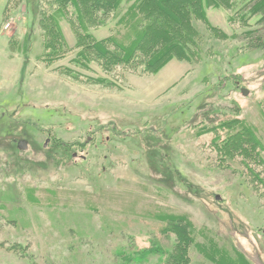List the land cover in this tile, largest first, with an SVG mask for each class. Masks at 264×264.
<instances>
[{"label":"rangeland","instance_id":"obj_1","mask_svg":"<svg viewBox=\"0 0 264 264\" xmlns=\"http://www.w3.org/2000/svg\"><path fill=\"white\" fill-rule=\"evenodd\" d=\"M205 1L190 58L154 73L107 68L91 46L136 40L135 0L108 16L0 0V264H164L168 213L264 264V150H220L225 120L264 140V9ZM149 247L166 252L140 260Z\"/></svg>","mask_w":264,"mask_h":264},{"label":"trees","instance_id":"obj_2","mask_svg":"<svg viewBox=\"0 0 264 264\" xmlns=\"http://www.w3.org/2000/svg\"><path fill=\"white\" fill-rule=\"evenodd\" d=\"M58 6L67 9L74 6L84 14L100 13L106 16L111 15L118 9L123 0H56ZM205 0H135L130 7L131 13L135 14V20L138 26L134 29V34L138 36L130 46L118 44L119 48H112L110 45L114 38L107 37L100 40H92V48L95 50V58L107 68L129 63H142L145 65L144 71L156 72L164 66L173 57L181 60L190 58L192 53V33L188 30H194L191 27L190 20L192 15L204 16ZM254 2L256 10L264 9V0H251ZM195 31V30H194ZM192 37V38H191ZM114 41V40H113ZM116 43V42H115ZM82 51H80L81 53ZM85 54V53H84ZM142 55L146 57L142 61ZM232 120V119H231ZM225 120L221 124L229 127L227 132V141L223 143V148L229 150L234 156L240 154H253V149L249 148L250 143H257V148L264 150V140L255 136V130L249 124L240 120ZM237 122L236 126L231 125ZM218 126V125H217ZM232 126V127H230ZM220 127V126H219ZM214 128V126H213ZM221 128V127H220ZM250 139H247L249 138ZM233 139V140H232ZM232 142L233 145L227 148L225 145ZM216 145V142L214 141ZM245 145V146H243ZM233 150H236L233 152ZM256 151V150H255ZM253 155L254 159L264 161L262 157ZM242 159V158H241ZM245 156V161H246ZM246 163V162H245ZM247 164V163H246ZM248 165V164H247ZM164 216L165 226L163 232H171L175 235L174 246L169 251L149 247L145 249L140 260L146 258L149 254L165 252L164 264H193L191 251L196 246L208 254L211 260L217 264H249L243 253L229 242H218L216 234L210 231L202 232L206 236V242L196 241V226L194 222L186 215L177 216L175 213H168ZM200 232V234H201Z\"/></svg>","mask_w":264,"mask_h":264},{"label":"water","instance_id":"obj_3","mask_svg":"<svg viewBox=\"0 0 264 264\" xmlns=\"http://www.w3.org/2000/svg\"><path fill=\"white\" fill-rule=\"evenodd\" d=\"M245 92H246V90H245ZM26 142L25 141H19V147H21V148H25L26 147Z\"/></svg>","mask_w":264,"mask_h":264}]
</instances>
